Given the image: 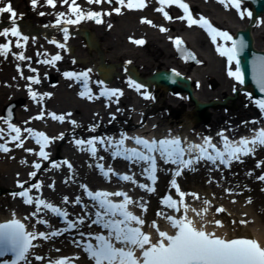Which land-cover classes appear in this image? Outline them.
Instances as JSON below:
<instances>
[{"label": "snow or ice", "instance_id": "6c2138e0", "mask_svg": "<svg viewBox=\"0 0 264 264\" xmlns=\"http://www.w3.org/2000/svg\"><path fill=\"white\" fill-rule=\"evenodd\" d=\"M39 0H32V7L35 9ZM102 0H87L88 4H100ZM104 3L111 4L113 0H103ZM219 3L224 4L227 8L231 6L238 12L240 10V0H218ZM47 6L55 8L56 0H45ZM160 5L156 11L161 12L166 20H171L172 17L165 11L166 7L175 5L183 10L185 15L179 17L187 21L189 27L199 25L205 27L209 31L213 44H216L217 37L223 42H230L231 47H225L224 43L217 46V52L221 57H226L227 62L231 65L236 63L235 71L229 70L228 76L236 81L243 83V75L240 71V62L237 59L238 55L244 48L243 41H233V37L228 32L218 31L214 28L207 19L200 17L199 20L192 18L189 6L182 2V0H157ZM115 7L113 11L119 15L121 8L129 11L143 10L147 4L145 0H115ZM0 15L9 14L11 27L10 29L0 30V37L6 40L8 37L15 38L14 46L22 49L28 41V37L21 33V30L16 25L18 17L17 12L12 8L10 0L5 3L0 0ZM68 5L67 14L64 12L56 16V22L52 27H59L63 25H76L85 20L94 21L96 24L103 23L101 13L97 11L85 12L77 3V0H62L61 6ZM109 12H104L103 15H110ZM44 15L43 12L40 13ZM251 16V13H247ZM243 18V15H241ZM142 24L151 26L152 22L147 19L141 20ZM47 27V25L45 26ZM111 27V25H109ZM162 33L167 29L161 27L159 29ZM61 31L64 33L65 43H57L50 41L59 49L66 50V41L68 39V27H62ZM137 45H143V40L132 41ZM177 46L181 45L180 40L174 42ZM12 41H7L0 44V56H7L10 51ZM46 56L47 53H44ZM20 61L30 60L22 52L16 56ZM59 54L53 55L50 59L40 61L44 64H52L61 60ZM75 63V61H73ZM130 63V61L128 62ZM20 71V69H17ZM29 71L35 69L29 68ZM91 69L80 73L65 72L63 75L66 79L83 81L87 85L89 73ZM255 76L261 92H264V57L259 58L258 64L255 66ZM176 75H179L176 73ZM21 79H27L29 85L39 84L40 80L37 77H25L21 73ZM103 82H99L102 86ZM129 87L135 89L137 92L141 91V85L128 81ZM29 96L37 102H40L48 94L38 95L32 91L31 87L28 89ZM92 98V92L87 87L85 92L81 93L82 98ZM123 95L120 90L103 89L100 96L109 99L115 97L116 100ZM99 98V97H97ZM145 100L152 99L146 92L143 95ZM260 113L264 115V99L255 102ZM54 121L63 123L65 115L49 114ZM71 116V113H67ZM43 111L40 115L33 117L35 120L43 119ZM112 119H115L113 116ZM7 125V132L0 129V140L5 141L0 143V152L8 153L11 149L7 146L8 143L14 144L16 148H24L25 137L22 135L20 127L4 120ZM70 123L75 124L74 121ZM252 125L259 122L256 120L247 121ZM155 127V126H154ZM93 127L90 131L95 132ZM250 136H241L239 139H230L224 131L218 132L219 144L214 143L209 136H204L201 143H192L186 138L179 135H172L167 133L163 138L146 139L140 136H129L121 133L119 139L111 137L91 138L88 140H77L75 143L81 147L82 151H87L92 157L100 161L105 159L104 156L97 157L98 146L102 147L105 152H109L113 160L123 159L134 165L140 167L139 174L133 172L129 174H120L115 171L110 165L105 166L103 163H97L95 168L105 178L116 177L118 180L130 183L143 192L152 194L156 192L155 185L158 181L159 163L164 165H173L175 170L172 171V179L170 180V188L174 190L175 199L173 195H164L161 199V210L155 213L160 220L166 221L168 227L172 231L161 230L160 225L156 220H152L150 224L146 222L145 213L148 212V201L143 198L133 199L128 191H107V190H91L88 185L81 184L80 188L83 195L91 201V205L85 204L81 196H76L73 205H80L83 210V215L75 219H70L71 213L62 209L53 203L46 202L40 196H32L30 193L35 190H41V183L37 182L30 187L25 188L28 181L18 182L17 187L22 191L13 193L14 197L22 198L25 205H34L35 210L29 216L23 218L28 221L35 218V223L30 227L16 218V214H12V218L5 223H0V264H33L34 261H44L47 259V264H79L81 260L80 255L61 256L56 259H49L40 254H34L33 250L39 247L37 241H48L53 237L64 235L66 232L77 231L80 239H74L72 243L76 248L82 250L87 256V260L91 264H264V245L259 243L256 239L251 238H225L218 235L216 231L208 230L209 224L215 228H223L224 225L219 219L207 221L206 217L212 204L209 200L202 201L203 207L200 209L191 207L186 202V197H191L194 200H201L199 194L194 192H185L181 190L177 182V177H180L184 170L192 169L193 165L201 162H207L211 165H222L228 168L234 162H243L242 157L252 156L256 153L258 148H264V127L254 128ZM36 144L39 145V152L35 153L41 160H48L49 153L45 148L51 142L50 138L43 132H35L31 128L23 129ZM6 136L8 137L6 139ZM59 138H63L62 135ZM126 141H130L131 147L126 146ZM86 145L84 148L82 146ZM26 152L32 153V149H24ZM25 163V161H21ZM69 170L73 165L67 160L62 162ZM32 167L36 170L41 168L40 163H33ZM53 169H58L59 164L53 163ZM92 167V165H89ZM257 168L261 167L260 163L256 164ZM36 171L29 173V179L35 178ZM137 175L142 177L146 183H139L135 178ZM248 175H252L248 173ZM71 179V176L69 177ZM257 180L264 182V174L256 177ZM68 181H65L67 183ZM211 182V181H209ZM49 188H54V183L48 185ZM264 191V189H261ZM229 195L232 193L225 189ZM121 198V199H116ZM62 204H69V199L65 196L61 202ZM236 203V201H232ZM247 203H252L251 199ZM140 209L141 214L134 213L131 208ZM90 209V210H89ZM164 209L171 210L172 213H181L179 216L169 214ZM42 210L50 213L51 216L60 218L65 225L63 228H56L50 231H38L36 225H42L45 228L52 229L49 219L41 215ZM226 210L223 207L215 208L216 213H224ZM189 213L192 215L190 216ZM244 223V221H241ZM87 226L90 230L88 232L81 231L82 225ZM93 226H96L98 231H91ZM56 252H60L57 248ZM9 257V259H4Z\"/></svg>", "mask_w": 264, "mask_h": 264}, {"label": "bare ground", "instance_id": "6f19581e", "mask_svg": "<svg viewBox=\"0 0 264 264\" xmlns=\"http://www.w3.org/2000/svg\"><path fill=\"white\" fill-rule=\"evenodd\" d=\"M243 1L248 4L247 8L255 7L256 10L264 9V0H243ZM14 3L17 7H19V8L21 7L23 9V6L17 0ZM197 5H198V7H196L197 10H200L202 8V3L199 2ZM204 8H205V6H203V9ZM248 11H252L254 13V15L256 13V11L253 9L248 10ZM217 15H221V14L218 13ZM133 16L134 15L132 14L130 17L122 18L123 20L121 22H119L120 25H118V27H117L118 28L117 34L119 35L120 39H121V37H123V35L126 32H130V34L128 36H133V33H137V34L145 33V34H147L146 29H144L143 27H139V25L135 24V20H134ZM260 16L263 19L264 13L259 15V16H256L254 18V21L251 22L250 24H247V20L246 21L243 20L240 23H236L237 28L234 29L235 32L237 31V29H240V30L249 29L248 31H246L244 33L242 32L240 35H238L237 41H241L244 39L247 41L251 40L253 45H254V48L257 50L256 52H258V54H259V52L264 53V20H261V22H260V24L263 23V26H261L259 29H258V27L256 30L254 29V27L258 26L257 25L258 21H256V20L261 19ZM220 19H221L220 21L223 22L224 24H231L234 21L233 19H231L230 17L228 18L227 16H221ZM29 22H30L29 19H27V20H25V22H23V25L26 28H30L32 30H37L36 29L37 26H35ZM122 22H123V25H121ZM260 29H262V30L260 31ZM105 33L102 32V34H101V31H98V33L96 32L95 34H91L90 41H91L92 46L94 48H96L94 50V52L97 54V57H98L96 60H94V61L89 60L86 53L85 52L83 53V50L78 51L80 54H83V55L79 54L80 58L73 57V59H75V61L77 63L89 64V65H92L96 68L100 63H102V64L106 63V57L104 56V52L105 51H108V52L111 51V54H112L111 62L112 63H109V68H111V71L114 72L113 73L114 75H112V79H113V77H114V79L120 77V75L118 73L115 74V72L117 71L118 66L119 67L121 66V65H119V61H120L121 57H125L126 55H130L134 58L135 61L129 60L130 63L125 64V66H124V68L127 69L128 74H130V76L131 75L139 76L141 74H143L144 76H149V75L153 74L155 71H159L162 69L167 70V69L171 68V69H174L175 71L179 72L181 75H183L186 78V83L185 82L181 83V84H183V86H185L187 84L190 85V83H191L192 88H194V85L196 82L195 77L200 76V75H202V76L208 75L209 76V81H208V83L206 82V84L210 85L212 82H214L216 84V86H215L216 88L213 89L212 91L202 90L201 93L199 92L200 94L197 93L195 90L193 91V93H194L193 97L196 99V101H199V103L201 102L202 104L204 103L205 105H208V109L197 107L193 111L191 109L188 110L183 104H177L176 107H174V108L168 107L167 103L169 102L168 97H169L170 93L167 89H164L165 84H163V83L160 84L163 89H160V92H159L160 98H158V102H157L156 106L157 107L163 106L167 110V112H170L171 110L175 109V111H177L180 114L179 116L181 117V121L174 122L179 128L187 129V131H189L193 127H199V129L201 131H209L211 128L217 127L218 125L225 124L227 121L231 122V125L229 126V128L235 127V126L239 127V126H237L239 123H237L238 117H236V114H238V116H240V117L241 116L243 117L242 121L245 120L246 116L248 117L249 115H252L253 109L251 107L247 108V105H246V109H243L245 107L242 108L243 103H241L242 102L241 97L237 96L236 99L232 103H231L230 99H226V94L224 93L223 85L226 86L227 84H229V82L225 80V78L223 77V75L220 71L221 60L217 59V61H215L214 58H211V53L208 54V53L204 52L205 51V48H204L205 42L201 38H199L198 40H195V41H191V43L193 44V45H191V48L195 49L194 55H196V58H197L196 63L197 64L201 63V60H202V62H206L203 60L202 54L209 57V62L204 63V64H206V66L196 65V67L191 66L189 68L188 65L183 66L182 65L183 62H181V61L171 63V61H170L171 55L168 54L169 51L166 49L165 45H163L161 47L160 45L154 46L155 44H152L151 47H149V48L147 47V49L145 47L141 51V52H143L142 53L143 55H141L137 51H125V52H123V50H125L124 45H122V43H120V42H118L117 44L108 43L107 45H105V43H104L103 44L104 47H101V45H100V41H102L101 39L108 37V35ZM251 33H252V35H251ZM175 34L177 35V37L173 36V38L171 39V43H174L175 40L181 41V39H182L180 36V35H182L181 33H175ZM186 34L188 35V33H186ZM192 36L195 37V35H192ZM241 38H244V39H241ZM73 52L77 53V51H75L74 49H73ZM198 56L201 57L202 59H199ZM257 58H261V56L255 54L254 56L252 55V57L248 56V59H247V60H250L248 62V63H250V64H248V65H250V67L247 69L248 72H247L246 78L252 85L258 84L256 77L253 79L250 77V76H253L255 74V71H254L255 66L254 67H253V65L251 66V63L255 62V65H257L258 64ZM7 66L8 65L5 63H3L1 65V68L3 69V71H5V70L7 72L9 71ZM117 82L120 83V81H117ZM4 94L7 95L8 93L4 92ZM4 94H3V91L0 90V107H2V108L5 105V104H3ZM71 94L72 93L66 89H62V90L60 89V91L57 90L56 95H55V99L51 102V104L53 106H58L60 108L70 107L72 110H75V109L77 110L78 107L79 108L86 107L88 110H90L91 108H94L92 106L80 104V102H77L76 100H74V97ZM171 96H173V95L171 94ZM17 98H19V97H17ZM171 99H170V101H171ZM221 100L223 102L226 101L225 105H218L217 104ZM211 101H212V103H211ZM191 106H193V105H191ZM13 107H15V106H13ZM5 109L10 110L11 108L10 107L4 108V110ZM121 109L125 110L126 118L127 117L131 118L130 109H133L131 107V105H124V106H122ZM224 111H228L227 112L228 114H224L223 113ZM146 112H148V111H146ZM89 113L90 112L79 113L76 111L75 115L78 119V122L83 124L85 122L92 120V115H90ZM137 116H139V115H137ZM144 117H145V115H144ZM126 118L123 119L122 125L124 127L129 128L131 126V123ZM137 119H138V117H137ZM106 121H109V120L107 119ZM160 121H161V123H164L166 125L170 124L168 119H165V118L161 119ZM5 164H7V166H5ZM5 164L0 163V187L3 190H5L6 187H9L12 184V180L9 178V177H11L10 175H13L16 173H17V175L23 174V173L19 174L21 172V169H20L21 167L18 163H12V164H10V166L8 165V163H5ZM5 174H7V175L5 176ZM75 178L87 179V178H90V174L85 172L83 169H81L80 164H78V171L75 174ZM247 183H248V186L251 187L250 196H252V198L255 200L254 205L256 206L258 203H262L264 198L256 190L255 185L251 181H248ZM234 185H237V184H235V182H234ZM1 200H2V198L0 197V201ZM3 200H5L4 197H3ZM248 210L250 211V213L253 214V215L249 214V216L251 218H253V219L255 218L256 222L261 223V225H264V214H263L264 212L262 214H258V213H256V211H254V209L252 207H249ZM237 217H238V220H241V218L239 217V213H238ZM247 229H245V230H247ZM259 233H260V236L262 237V239L264 240V227H263V229L260 230Z\"/></svg>", "mask_w": 264, "mask_h": 264}, {"label": "water", "instance_id": "95a60500", "mask_svg": "<svg viewBox=\"0 0 264 264\" xmlns=\"http://www.w3.org/2000/svg\"><path fill=\"white\" fill-rule=\"evenodd\" d=\"M241 39H244V38H241ZM243 41L244 43V48L242 49V51L240 52V56L242 58H244V63H243V69H244V72L245 74L247 75V72H248V62L250 60H247L248 59V56H250L251 53V40L247 41V40H241ZM259 60V58H257ZM161 77V76H160ZM163 80V79H162Z\"/></svg>", "mask_w": 264, "mask_h": 264}, {"label": "rangeland", "instance_id": "374dc122", "mask_svg": "<svg viewBox=\"0 0 264 264\" xmlns=\"http://www.w3.org/2000/svg\"><path fill=\"white\" fill-rule=\"evenodd\" d=\"M114 35H115V34H113L112 36H110V39H109V40L114 41V42H118V41H119V42L121 43L122 40H121V41L118 40V39L116 38V36H114ZM102 43H103V42H102ZM102 45H103V44H102ZM142 53H143V52L140 51V54H141V55H143ZM104 54H105L106 56H108L109 53H104ZM93 58H94V55H90V59H93ZM120 62H121V61H120Z\"/></svg>", "mask_w": 264, "mask_h": 264}]
</instances>
